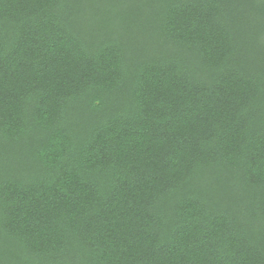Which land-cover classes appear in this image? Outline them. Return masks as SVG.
Listing matches in <instances>:
<instances>
[{
  "label": "trees",
  "instance_id": "1",
  "mask_svg": "<svg viewBox=\"0 0 264 264\" xmlns=\"http://www.w3.org/2000/svg\"><path fill=\"white\" fill-rule=\"evenodd\" d=\"M0 264H264V0H0Z\"/></svg>",
  "mask_w": 264,
  "mask_h": 264
}]
</instances>
